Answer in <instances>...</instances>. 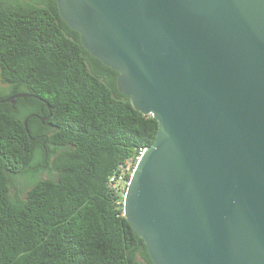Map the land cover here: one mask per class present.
<instances>
[{
  "label": "water",
  "instance_id": "obj_1",
  "mask_svg": "<svg viewBox=\"0 0 264 264\" xmlns=\"http://www.w3.org/2000/svg\"><path fill=\"white\" fill-rule=\"evenodd\" d=\"M56 3L157 121L123 205L153 264H264V0Z\"/></svg>",
  "mask_w": 264,
  "mask_h": 264
},
{
  "label": "trees",
  "instance_id": "obj_2",
  "mask_svg": "<svg viewBox=\"0 0 264 264\" xmlns=\"http://www.w3.org/2000/svg\"><path fill=\"white\" fill-rule=\"evenodd\" d=\"M117 75L56 0H0V98L29 94L0 103V264H153L107 181L157 121Z\"/></svg>",
  "mask_w": 264,
  "mask_h": 264
},
{
  "label": "built area",
  "instance_id": "obj_3",
  "mask_svg": "<svg viewBox=\"0 0 264 264\" xmlns=\"http://www.w3.org/2000/svg\"><path fill=\"white\" fill-rule=\"evenodd\" d=\"M141 154V153H140ZM140 155L134 161L128 159L120 164L118 168L108 177L107 185L111 191L121 199L122 207L125 202V194L130 183V179L135 170Z\"/></svg>",
  "mask_w": 264,
  "mask_h": 264
},
{
  "label": "rangeland",
  "instance_id": "obj_4",
  "mask_svg": "<svg viewBox=\"0 0 264 264\" xmlns=\"http://www.w3.org/2000/svg\"><path fill=\"white\" fill-rule=\"evenodd\" d=\"M42 177H44V174H42ZM11 183V182H10ZM21 183H23V178L21 177H17L12 181V185L10 184V189L11 192L15 191L14 189H16V185H21Z\"/></svg>",
  "mask_w": 264,
  "mask_h": 264
},
{
  "label": "flooded vegetation",
  "instance_id": "obj_5",
  "mask_svg": "<svg viewBox=\"0 0 264 264\" xmlns=\"http://www.w3.org/2000/svg\"><path fill=\"white\" fill-rule=\"evenodd\" d=\"M13 101H14V99H13ZM42 121L44 122V117L42 118Z\"/></svg>",
  "mask_w": 264,
  "mask_h": 264
}]
</instances>
